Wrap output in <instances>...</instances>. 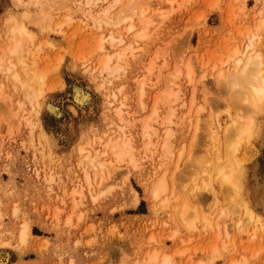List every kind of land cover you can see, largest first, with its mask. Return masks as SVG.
<instances>
[{"label":"rangeland","instance_id":"obj_1","mask_svg":"<svg viewBox=\"0 0 264 264\" xmlns=\"http://www.w3.org/2000/svg\"><path fill=\"white\" fill-rule=\"evenodd\" d=\"M152 1L155 5L152 12L160 9V12L167 14L171 10L170 0H158V2L150 0L151 4ZM181 2L182 0H175L177 9ZM212 2L214 0H194V4L198 7L173 13L162 22L160 29L153 33L154 39L151 43L147 47L142 45L145 48L143 55L148 63L157 51L163 53L167 50L168 56L167 67L163 71L158 72L160 69L157 68L152 74L141 72L139 75L141 81L144 80L145 75L148 76V80L150 79L144 99L148 112L141 115L143 109H139V95L136 93L135 85L130 81L124 82L127 87L123 93L116 87L120 81L114 79L109 81L105 91H97L98 83L103 85L108 79L106 78L108 74L100 75L99 62L102 58L100 55L90 57L88 64V69L94 66L98 71L94 74L91 70L87 73L84 71L80 57L84 53L90 55L96 47V41L94 36L81 31L78 20L74 27H69L64 22L63 15L58 12L56 14L58 19L49 25L53 31L48 33L41 32L34 24L24 21L28 32L36 37L35 40L29 38L23 40V57L26 64L23 65L20 61L18 63V58L7 56L4 48L11 43V27L14 26V22H9L12 23L11 27L6 22L12 17L22 19L26 9L21 5L18 6L13 0H0V61H2L0 63V253L10 257L8 260L2 259L0 264L6 262L17 264V253L14 249L15 245L20 243L21 231L26 221L32 234L26 240L29 249L26 253L27 264H61V260L64 264H71L72 261L80 264L82 260L87 261L88 264H114L121 254L126 255L133 264L136 262L145 264L152 253H160L158 257L160 262L165 256H171L176 248L181 251L190 250V254L186 257H174L183 259L184 264H189L198 257L206 256V250L217 242L222 231L225 237L231 234L235 241L240 234L237 224L241 221L244 222L245 231L242 239L249 248V256L252 250L259 251L261 238H264L263 225L250 222L241 207L233 209L235 213L233 215L226 217L219 215L229 208L231 197L230 189L217 180L216 167L222 164L214 158L217 148H219V156L227 150L229 142H227L226 129L233 121L238 120V111H244L238 103L235 104L239 99L234 98L236 100L234 101L235 96L232 97L234 92L227 78L234 67L228 61L234 49L244 48L246 36L254 32L255 27L259 25L260 20L256 16L259 12L253 11L257 7V0H220L224 7L219 11L208 9L203 23H198V17L205 14L206 6ZM61 23H64L63 28H60ZM60 32L65 35H60ZM74 37L78 41H83L86 47H81L78 43L75 57L62 56V50L67 51L70 47L69 40ZM185 40L187 46L192 49L198 48L202 43L212 44L214 47L217 44L222 45L219 54L211 58L212 66L201 65V70L194 75L192 81L188 80L186 64L189 60H195L194 55L189 53L188 56L178 59L177 50H186V48L181 49ZM257 45L256 51L264 52V45H261L260 41H257ZM107 47L111 49L110 45ZM221 58L223 63L218 64ZM164 59L162 54L159 63L163 64ZM117 63L119 61L114 62L113 66ZM8 67L12 68V74H19L21 80L25 75L28 79L35 70L37 74L45 76V84L36 86V89L38 87L39 91H43H41L43 96L40 97V106L37 109L39 114H36L35 118L26 91L20 90L22 88L13 76L12 78L6 76ZM177 72L180 76L173 83L172 77ZM157 74L159 77L156 76ZM152 84H156V90H153ZM164 87H169L168 89L177 93L179 98L172 100L170 105L160 106V123L150 125L155 129L151 132L152 139L145 141L142 123H136L127 133L121 132V118L117 115V109L123 112L125 121L141 122L146 116L151 115L157 91ZM76 88H83L89 95L84 105L74 97ZM193 93L196 97L195 106H193ZM109 95H111L110 100ZM46 103L56 106L61 115L59 114L58 117L47 111ZM121 104L125 105L122 109ZM193 107L196 110L206 109L200 114V119L207 121L209 125L212 123L213 114L216 115L215 123L219 124L208 128L203 143H200L197 137L196 149L192 148V137L197 136V133L191 123L192 117L188 116V113L193 111ZM171 112L175 113V117L172 123L165 125V118ZM77 114L88 116L91 121L90 126L96 127L97 134L92 136L90 141L85 139L83 145L78 142L75 145L58 144V151L55 153L56 165H49L45 169L43 158L40 157L41 163L38 169L34 161L38 152H45V148L41 145L47 143L46 140H42V136L52 135L53 129L62 130L66 124L70 126L73 117ZM29 121L37 127L30 128ZM9 122H11V134ZM217 127H220V131L216 130ZM169 132L172 134L170 138ZM119 136L131 140L133 147L136 148L135 155L138 161L136 166H133L129 159L120 161L114 154L109 157L103 154L105 143L116 140V137L120 138ZM165 139L177 149L183 148L185 144L188 146L184 161L180 162L181 182L173 181L172 174L175 168L157 171L160 168L159 154L155 156V168H152L150 175L147 174L148 168L145 164L151 167L152 161L145 159L141 150L146 143H152L158 144L159 148L152 149L149 155L151 156L153 152L162 153ZM74 147L76 151L73 154ZM80 147L84 149L83 156ZM254 151L255 155H253ZM90 155L102 165L101 175L98 171L96 175L93 168L86 167L85 158ZM189 156L192 160H189ZM64 157L66 159H62ZM237 157L241 163L250 166L252 179L259 187L261 176H264V155L260 154L255 145L249 146L244 142L239 147ZM82 160L84 167H81ZM177 160L179 162L178 155ZM185 169L188 171L185 172ZM37 171L40 172L39 177L35 175ZM53 176H55L54 184L49 183ZM88 177L91 179V190H89ZM100 177L104 178L101 180ZM141 177L150 180L151 185H156L164 178L169 186L170 195L160 198L161 209L158 214L153 210L155 199L151 202L145 199L147 189ZM47 188L52 189L51 193L46 190ZM74 188L79 193H83V196L74 197L72 195ZM93 196L96 198L95 202ZM133 200L136 201L133 207L125 206L131 204ZM76 201L81 202V207L77 209L76 216H73V226L68 227L67 220L72 215L73 204ZM117 206L120 207V211L114 212L112 209ZM185 211L188 215L184 217ZM81 212L84 215L83 220L78 219ZM58 214L59 219H57ZM257 216L259 217L258 214ZM205 217L209 220L208 225H205ZM186 219L189 223L196 220L192 229L185 224ZM114 227L116 232L111 234ZM224 228L230 231H224ZM177 232L180 235L175 240L169 239ZM249 232L257 237L254 242L247 243L250 241L247 235ZM89 240H94L95 243L90 246ZM188 240L194 243L189 244ZM224 242L223 239L219 240L221 247ZM4 245H13V247L6 248Z\"/></svg>","mask_w":264,"mask_h":264},{"label":"snow or ice","instance_id":"obj_2","mask_svg":"<svg viewBox=\"0 0 264 264\" xmlns=\"http://www.w3.org/2000/svg\"><path fill=\"white\" fill-rule=\"evenodd\" d=\"M172 7L167 14L156 12L152 14V8L155 5L150 3V0H33V3L27 5H21L22 7H27L29 9L35 8L37 11L33 15L25 13L24 19L27 23L35 25V28L41 32L48 33L53 31V28L49 27L55 20L58 19L57 13H61L64 18V22L69 27H74L77 23V20L81 26V31L89 36H94L96 41V47L91 52V54L84 53L81 55L80 60L84 64V71L88 72V64L90 62V57L100 55L103 57V70L108 74V79L103 85L98 83L97 91L103 92L108 88V83L110 80L120 81V84L116 85L119 92L123 93L125 91L126 84L125 81H130L136 87V93L139 95V109H143V113L148 112V108L144 104L146 88L150 81H148V76L145 75L144 80L139 79L141 72L151 74L159 68L163 71L167 67V50L157 51L155 55L152 56L151 62L148 63L146 57L143 55L145 48L141 47V44L144 43L147 47L152 39H154V34L152 29L157 27L158 23L166 21L173 13L179 11L184 12L186 9L191 10L193 7H198L194 4V0H182L177 9L175 0H170ZM223 4L220 3V0H214V2L209 3L206 6L205 14L198 17V23L202 24L205 16L207 15V10L219 11L223 8ZM253 11L259 12L260 23L256 29L257 34L250 33L247 42V48L243 50L235 51L230 59L239 64L240 56L243 53L244 56L250 57L249 64L245 68L244 78L246 81V86H242L240 83H231V87L236 89H241L242 87L245 90H250L253 95H250L248 98L242 100L244 105L249 106L250 110L247 115H244L243 112L238 111V120L230 127L235 129L236 140L241 143H248L249 146L255 145L256 149L259 150L261 155H264V52L260 55L252 56L255 41L259 40L261 45H264V0H257V7ZM64 27V23L60 24V28ZM116 30H120L117 33ZM21 35H26L30 40H35V36L31 33H28L26 29H20ZM112 33V34H110ZM125 33L127 35H125ZM60 35H65L63 32H60ZM135 36V39L132 42H129L131 38ZM67 39V37H66ZM80 44L81 47H86L83 41H78L77 38H72L69 40L70 47L67 48V51L62 50V56H73L77 55V45ZM111 45V49L107 46ZM53 47V45H49ZM222 45L217 44L215 47L212 44H201L198 48L192 49L190 46H187V41L185 40L181 49H178V59H182L185 56H188L189 53H192L195 57V60H189L186 64L188 72V80L192 81L194 75L201 70V65L207 64L208 67L212 66V57L219 54ZM20 45H17L15 50L12 51L13 55H19ZM119 49V50H117ZM165 57L164 63L160 64L161 55ZM203 54V55H202ZM119 61L116 64L115 68L112 67L113 63ZM199 62V63H197ZM2 63V61H0ZM23 63V61H21ZM218 64L223 63V59L217 62ZM145 64L147 66L145 67ZM259 69L260 71L256 72L255 70ZM180 76V73L177 72L174 77H172L173 83L175 79ZM18 79V78H17ZM204 79V77H201ZM159 83V81H157ZM124 85V86H121ZM153 90H156V84H152ZM134 93V95L136 94ZM42 93L36 91L35 88L31 90V95L28 99L32 103V112L33 117L35 118L37 114V104L40 100ZM178 94L174 91H171L167 87H164L162 90L157 91L155 104L152 106V111L150 116H146L145 119L141 122H135L132 120L125 121L124 114L120 109H117V115L120 116V131L127 133L132 129L136 123H142L144 126V139L145 141H150L151 136L148 135L149 132H154L155 129L151 128L150 125L159 124V108L161 105L167 106L171 103L173 99H178ZM111 95H109V100ZM127 99V97H125ZM196 97L193 93V106H195ZM23 107V105H21ZM125 105L121 104V109ZM186 107V106H185ZM138 109V112H139ZM206 111L205 108H200L196 110L193 107V111L188 113V116L192 117L191 123L196 129L197 136L192 137V148H197V137L200 140V143H203L204 136L207 134L208 128L214 126L216 115L213 114L211 125L207 121L200 119V114ZM175 117V113L171 112L168 117L165 118V125L172 123V120ZM187 120V117H185ZM29 127L35 129L37 125L33 124L31 121L28 122ZM10 124V134H11V122ZM91 121L88 116H79L78 114L73 117L71 125H65L62 130L53 129V134L43 137L42 140H46L47 143L42 144L41 147L45 148L44 153H37V159L34 161L37 168H40V157L43 158L44 168L47 169L49 165H56V155L58 151V144H69L75 145L77 142L80 145H83L84 140H91V137L97 134L96 127L90 126ZM171 133H168L169 138ZM214 135V134H213ZM10 138V137H9ZM236 145H233V155L229 156L228 164L224 169H221V175L224 176L225 182L228 184L231 197V203L228 209L220 212L221 217H226L229 215L235 214L233 209L236 207H241L246 210L247 215L251 221L258 223L259 225H264V176H261L259 187L256 186V182L252 179V173L250 166L241 163L239 159L234 158ZM158 149L159 145H153L152 143H146L142 153L145 159H150L152 161L151 167H148L145 164V167L148 168V175L151 174L152 168H155L156 160L155 156L159 154L160 168L157 171H161L164 168H175L173 175L174 183L181 182V168L180 162L184 161V157L188 151L187 144L183 148L177 149L174 148L168 139H165L163 143V152L157 153L153 152L152 155H149V152L152 149ZM76 148H73V154L75 153ZM81 155L84 154L83 147H80ZM136 148L133 147L132 141L125 138V143L122 150L119 153L118 159L123 161L125 159L131 160L133 166L138 164L136 159ZM177 155L179 157V162L177 160ZM255 155V151L253 152ZM66 159V157L62 158ZM11 160V157H9ZM189 160H192V157L189 156ZM198 163H203V161H197ZM92 167H95L94 161H89ZM210 166V165H209ZM31 167V165H29ZM81 167H84V161H81ZM102 167V166H101ZM85 171H87L85 169ZM185 172L188 170L185 169ZM225 172L228 175H225ZM37 177L40 176V172L37 171L35 174ZM207 175V174H205ZM144 181V187L147 189L145 193V199L151 202L155 199L156 204L154 211L159 213L161 209L160 195L163 190V181L159 185H151L150 180H145L144 177H141ZM49 183H55V176ZM11 187V185H9ZM51 193L52 189H46ZM89 190H91V182L89 181ZM6 191V190H5ZM72 195L75 197L77 195L83 196V193H79L75 188L73 189ZM27 199V197H24ZM95 196H93V202H95ZM136 201L133 200L131 204H126V207H133ZM167 203V202H165ZM81 207V202L76 201L73 204L72 215L68 217L67 226H73V216H76L77 209ZM114 212H119L120 207L112 209ZM59 213V210H58ZM257 214L259 219L257 220ZM59 219V214L57 216ZM78 219L83 220V213H79ZM198 219V217H197ZM205 225L209 224V220L205 217ZM196 223V220H193L191 223L188 220H185V224L192 229L193 225ZM239 229V236L234 241L232 235L224 236L222 231L220 237L217 238V242L207 249V255L203 258L198 257L196 261H190L189 264H264V238H261V244L259 251L252 250L251 256H249V248L246 246V242L242 239L245 235L244 231V222L241 221L240 224H237ZM28 230L27 221L24 224V233L20 237V243L15 245V252L17 253V264H27L26 253L28 248L26 246V234ZM207 231V228H205ZM224 231H230L227 228H224ZM116 232V228L112 229L111 234ZM180 233L177 232L173 237L169 239L175 240ZM250 237V241L247 243L254 242L257 237L252 236L251 232L247 233ZM225 240L223 247L220 246L219 240ZM189 244L194 243L192 240L187 241ZM95 243L94 240H89L88 244L91 246ZM79 246V241H77ZM6 248H11L13 245H4ZM175 247V244H174ZM199 252L200 249L198 248ZM190 254V250L185 249L181 251L179 248H176V251L173 252L171 256H165L163 264H184L183 259H175L186 257ZM160 253H152L150 258L145 261V264H159ZM175 257V258H174ZM10 264V262H6ZM61 264H64V261L61 260ZM71 264H77L76 261H72ZM80 264H88L87 261H80ZM114 264H133V262L124 254H121ZM139 264V262H136Z\"/></svg>","mask_w":264,"mask_h":264},{"label":"bare ground","instance_id":"obj_3","mask_svg":"<svg viewBox=\"0 0 264 264\" xmlns=\"http://www.w3.org/2000/svg\"><path fill=\"white\" fill-rule=\"evenodd\" d=\"M16 4H18V6L19 5H27V4H30V3H33V0H13ZM101 2L103 3V0H101ZM154 2H155V0H154ZM156 2H158V0L156 1ZM152 4H153V1H152ZM26 10H25V12L23 13V16H22V19H19V18H17V17H12L10 20H8V22H6V23H9V22H14L13 24H14V26H12L11 27V24L12 23H9V26L11 27V35H10V37H11V43L9 44V46H7L6 45V47L4 48L5 49V51H6V55L7 56H10V57H15V58H18L17 59V62L18 61H23V65H25L26 63H25V61H24V57H23V55H24V41L23 40H25L26 38H28V36H26V35H21V32H20V29L21 28H23V29H26V31L28 32V29L25 27V24H24V21H25V19H24V16H25V13L27 12L29 15H33V14H35V12L37 11L34 7L33 8H31V9H29V8H27V7H24ZM156 12H160V9L159 10H157V11H155V12H152L153 13V15L156 13ZM161 13H165V12H161ZM166 14V13H165ZM256 14H258V15H256L257 16V18L259 19V13H256ZM15 15V14H14ZM255 16V17H256ZM255 17L253 18V19H255ZM256 18V19H257ZM5 20V19H4ZM259 23H260V21H259ZM258 23V24H259ZM161 24L162 23H158L157 24V27L156 28H154V29H152V33H155V32H157L159 29H160V27H161ZM257 24V25H258ZM256 25V26H257ZM10 27H9V29H10ZM255 29H257V27H255ZM7 30V29H6ZM117 31V33H119L120 32V30H116ZM5 32V31H4ZM9 33V32H8ZM29 33V32H28ZM251 33V32H250ZM250 33H248V35L246 36L247 37V40H248V37H249V34ZM253 34H257L256 33V30H254V32H252ZM110 34H112V33H110ZM127 35V34H126ZM6 37V36H5ZM135 39V36L133 35V37L131 38V40H130V42H132V40H134ZM258 42H259V40H257ZM257 41H255V46H254V50H253V53L251 54L252 56H255V55H260L261 53L260 52H257L256 51V47H258V45H257ZM8 42H10V41H8ZM144 43H142L141 44V47H142V45H143ZM17 45H20V48H19V55H13L12 54V51H10V50H15L16 49V47H17ZM145 45V44H144ZM96 46V45H95ZM111 46V45H110ZM247 42H246V44H245V46H244V48L243 49H246L247 48ZM242 49V50H243ZM258 49V48H257ZM238 50V48H236V50L234 49V51L232 52V54L235 52V51H237ZM240 50V49H239ZM230 57H231V55H230ZM249 59H250V57H246V56H244L243 55V53L241 54V56H240V58H239V60H240V63L239 64H237V63H235V62H233L231 59H230V61H228V63H230L231 62V64H233V69L229 72V74H228V78H227V81H228V83L231 85V83H236V82H238V83H240L242 86H246V81H245V78H244V71H245V68L247 67V65L249 64ZM100 67H99V65L97 66V67H99L101 70H99L101 73H100V75L102 76V75H106L107 73H105L104 72V70H103V67H102V64H103V57L102 58H100ZM19 63V62H18ZM97 63H98V61H97ZM91 65H93V64H91ZM12 66H14V64H12ZM17 66H20V65H17ZM116 66V65H115ZM115 66H113L112 65V67L113 68H115ZM21 67L23 68V66L21 65ZM96 67H94V66H90V68L88 69V71H90L91 70V73H93L94 74V72H96V71H98L97 70V68L95 69ZM26 69V68H25ZM24 70V69H23ZM25 72H26V70H24ZM161 70H158V72H160ZM256 72H258V71H260L259 69H256L255 70ZM6 72H7V74H6V76L7 77H10L11 76V78H12V76H13V78L15 79V81L20 85V88H22V89H20V90H24V91H26V93H27V95L28 96H30L31 95V90L33 89V88H35V90L36 91H39L38 89V87L41 85V84H43L44 83V80H45V76L43 75V76H41L40 74H37V72H36V70L33 72V73H31V75L29 76V75H27V76H29L28 77V79L26 78V75H25V78L23 79V80H21L20 79V75L19 74H12L11 72H12V68L11 67H8L7 68V70H6ZM23 73V72H22ZM23 74H25V73H23ZM27 74V73H26ZM99 74V73H98ZM152 74V73H151ZM90 75V74H89ZM92 75V74H91ZM221 75H223V73H221ZM100 76V77H101ZM156 76H158L159 77V75L157 74ZM156 76H155V79H157L156 78ZM98 77V76H97ZM18 78V79H17ZM106 78H108V77H106ZM106 78H103L104 80H106ZM159 79V78H158ZM13 80V79H12ZM150 80V79H149ZM148 80V81H149ZM231 82V83H230ZM45 84V83H44ZM36 86H38L37 87V89H36ZM50 86V85H49ZM170 86V85H169ZM172 86V85H171ZM44 88V87H43ZM42 88V89H43ZM52 88V87H51ZM169 88V87H168ZM171 88V87H170ZM41 89V88H40ZM171 89H173V88H171ZM42 91V90H41ZM41 91H39V92H41ZM232 91L234 92L233 94L234 95H232V97L233 96H235V97H233V99L235 98L236 100L237 99H239V100H237V101H239V102H237L235 99H234V101H236V103L235 104H237L238 103V106H240L241 107V109H243L244 111H243V113L245 112L246 114L245 115H247L248 114V112H249V110H250V108H249V106H247V105H244L243 103H242V100L243 99H245V98H248L250 95H253V93H251V91L250 90H245L243 87L241 88V89H236V88H233L232 87ZM43 92V91H42ZM41 92V93H42ZM25 93V94H26ZM43 94V93H42ZM75 96V99L79 102V103H81V104H83L84 105V103L86 102V101H88V99H89V95L87 94V92H85L84 90H83V88H76V90H75V94H74ZM43 95H41V97H42ZM156 100V99H155ZM174 100V99H173ZM31 101V100H30ZM76 101V103H78ZM172 103V102H171ZM144 104H145V102H144ZM155 104V103H154ZM88 105V104H87ZM170 105V104H169ZM40 105H39V102H38V104H37V109H38V107H39ZM145 106H146V104H145ZM42 107V106H41ZM45 108H47V111H49L50 113H52L53 115H56V116H58L59 117V114L61 113L60 112V110L56 107V106H54V105H52V104H45ZM37 114H39L38 112H37ZM61 115V114H60ZM235 122H237V120H235V121H233V123L231 124V125H233ZM215 125L216 126H219V124L216 122L215 123ZM216 130H218V131H220V127H217V129ZM227 131V139H228V141L227 142H229L228 143V147H227V150H225L224 151V153H223V155L221 154L220 156L218 155V153H219V148H217L216 149V154H215V156H214V158H216L217 159V161L220 163V164H222L221 166L220 165H217V177H218V179L217 180H219V182L222 184V185H224V186H226L228 189H229V186H228V184L225 182V180H224V176H222L221 175V169H224L226 166H227V164H228V160H229V156L230 155H233V145L235 144L236 145V147H235V152H234V158H236V159H239L238 157H237V153H238V150H239V147L241 146V142H238L237 140H236V136H235V129L234 128H232V127H228L227 129H226ZM217 134H219V132H217ZM117 135V134H116ZM148 135L149 136H151V132H149L148 133ZM47 136V135H46ZM120 137V136H119ZM218 137V136H217ZM117 139L116 140H109V142L108 143H105V151H104V155H106L107 157H109L111 154H114V156L118 159V156H119V153H120V151L122 150V148H123V145H124V143H125V137H120V138H118V137H116ZM215 140V139H214ZM97 159H95V158H93L91 155L90 156H87L86 158H85V161H86V163H87V165H86V163H85V165H86V167L87 168H93V170H95V174L97 175V173L98 172H100L101 171V164H99V162H97L96 161ZM119 160V159H118ZM89 161H94L95 162V167H92L91 166V164L89 163ZM121 161V160H120ZM216 164V163H215ZM90 168V169H91ZM98 171V172H97ZM100 175H101V172H100ZM225 175H228V173L227 172H225ZM97 178H98V176H97ZM104 178V177H103ZM102 177H100V179L102 180L103 179ZM87 180H88V182L91 180L89 177L87 178ZM97 180V179H96ZM101 180H99V181H101ZM161 181H163V190L161 191V195H160V198L161 197H167L168 196V194H169V192H170V190H169V186H168V184H167V182H166V180L163 178V179H161V180H159L157 183H156V185H159L160 184V182ZM102 182V181H101ZM170 195V194H169ZM169 198V197H168ZM168 198L167 199H165L166 201L168 200ZM164 199V198H163ZM242 209V211L245 213V216L248 218V220L250 221V222H254V221H251L250 220V218H249V216L247 215V213H246V210L244 209V208H241ZM188 215V212L187 211H185V214H184V217L185 216H187ZM259 219V217L257 216V220ZM256 223V222H255ZM256 224H258V223H256ZM263 228H264V225L262 226ZM24 233V226H23V228H22V231H21V235ZM21 235H20V237H21ZM31 230H30V228L28 227V230H27V234H26V240L29 238V237H31ZM10 257H9V255H7V254H5V253H0V261L3 259V260H8ZM158 260H159V258H158ZM163 261H164V259L163 260H161L160 262H159V264H163Z\"/></svg>","mask_w":264,"mask_h":264}]
</instances>
